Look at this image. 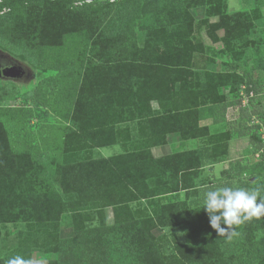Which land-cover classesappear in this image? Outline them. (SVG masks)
<instances>
[{"label": "rangeland", "instance_id": "374dc122", "mask_svg": "<svg viewBox=\"0 0 264 264\" xmlns=\"http://www.w3.org/2000/svg\"><path fill=\"white\" fill-rule=\"evenodd\" d=\"M6 1L0 0V17L12 9ZM121 1L66 0L73 8ZM173 1L128 0L125 7L122 5L126 22L120 34L95 38L88 45L71 36L70 46L57 49L50 56L51 63L29 61L15 48H5L0 37V50L29 66L32 75L17 81L0 78V108L10 109L0 112V121L12 146L8 150L14 155L7 168L0 169V264L15 255L31 259L33 264H51L62 258L74 241V226L80 223L71 212L60 211L65 196L54 201L48 193L54 185L62 194L60 170L69 164L61 153L67 128L76 127V134L82 130L80 136L86 140L90 135L106 141L158 138L159 129H163L158 119L163 107L157 98L163 89L167 99L197 104V113L190 118H199L201 136L190 140L179 133L168 134L166 143L160 144L161 151L154 148L157 145L151 147L153 156L194 151L204 166L186 173L189 186L227 181L240 187L253 182V175L264 182V0H194L187 7L185 26L176 20L179 9L170 13ZM180 1L184 8L186 3ZM144 57L146 62L138 64L141 68H134L131 62ZM134 78L143 86L136 94L131 87ZM248 87L254 89V97L252 103L245 97L244 106H251L250 112L254 108L253 114L234 105ZM212 100L220 102L211 104ZM223 105H227L225 111ZM126 109L140 120L133 124L127 121ZM214 118H219V123ZM258 144H262L259 149ZM121 152L116 143L74 153L80 163ZM213 156L225 157L215 172L213 166H206ZM34 198L38 213L19 220L6 216L14 210L17 199L27 202ZM154 201L152 206L146 199L140 202L151 209V215L161 205L186 203L195 207L203 203L192 188L157 196ZM136 203L129 206L136 208ZM105 211L107 222L112 224L114 207ZM97 221L84 224L91 226ZM152 231L155 236L174 231L179 242L185 238L174 227L158 226Z\"/></svg>", "mask_w": 264, "mask_h": 264}, {"label": "trees", "instance_id": "16d2710c", "mask_svg": "<svg viewBox=\"0 0 264 264\" xmlns=\"http://www.w3.org/2000/svg\"><path fill=\"white\" fill-rule=\"evenodd\" d=\"M184 2V8H181L183 6L180 0L170 2L171 15L177 9L180 10L176 20L182 26L186 25L187 7L193 5L194 0ZM5 3L12 9L0 17L3 46L8 49L15 48L14 50L36 64L45 61L51 63L50 56L64 47L71 36L75 40H84L88 45L95 38H111L117 33L120 34L126 22L123 10L128 0H122L117 5L105 3L94 7L85 4L80 8L71 7L66 0H8ZM174 5L175 8H172ZM97 29L99 32L96 33ZM67 45L70 46V43ZM163 55L166 60V50ZM146 60L144 57L131 63L134 68H141L138 64ZM161 61L158 60L157 63L161 64ZM134 79L131 87L136 94L143 86L141 80ZM245 89L247 95L254 91L249 87ZM161 91L157 100L163 107L162 116L158 118L161 121L159 127L163 125V129H159L161 132L158 138L106 141L94 140L90 135V140H86L80 136L82 130L76 134V127L70 125L67 128L62 139L61 153L69 164L60 170L59 185L62 194L54 185H50L48 193L53 196L54 201H62L65 196V203L61 204L60 211L71 212L75 221L80 224H75L74 241L64 250L62 258L51 264H262L264 216L234 226L236 235L229 232L220 236L210 226L209 215L202 209L203 203L195 207H188L186 203L174 204L172 209L173 206L161 205L157 213L154 210V214H150L151 209L147 205H154V198L160 195L177 193L180 190L189 191L192 188L200 194L203 201L207 190L222 186L232 187L227 181H209L200 186L187 185L186 173L204 166H201L199 158L192 150L161 157L153 156L151 147L165 144L168 134L179 133L184 139L201 136L199 118L197 115L195 120L190 118L197 113V104L167 99L168 93L164 89ZM64 96L62 94L61 98ZM253 97L249 99L251 103ZM242 99L240 96L234 105L247 113L249 107L243 105ZM218 102L220 101L212 100L211 104ZM205 103L207 101L202 104ZM226 108L227 105H223L224 111ZM3 110L10 111L8 108H0V112ZM253 113L254 108L250 114ZM214 121L219 122L220 119L214 118ZM148 122L153 124L154 120L150 119ZM9 143L4 125L0 121L1 170L14 158L8 150L12 147ZM116 143L122 147L119 154L80 163V159L76 160L75 151ZM261 145H256L257 149ZM212 152H216V148ZM223 159L224 156H213L210 164ZM251 180L254 181L246 182L240 187L254 189L264 185L254 175ZM142 199L147 200V205L140 203ZM132 201L139 202L136 203L138 207L131 208L129 203ZM109 206L114 207L112 224L106 218L105 210ZM12 207L14 210L6 214L12 220L28 219L31 213L37 211L35 198L27 202L17 199ZM89 220H98V223L86 226L84 222ZM158 226L176 228L184 235V241L179 242V235L174 231H165L155 236L152 230Z\"/></svg>", "mask_w": 264, "mask_h": 264}, {"label": "clouds", "instance_id": "9594fccd", "mask_svg": "<svg viewBox=\"0 0 264 264\" xmlns=\"http://www.w3.org/2000/svg\"><path fill=\"white\" fill-rule=\"evenodd\" d=\"M261 192H264V185L254 189L244 187L210 189L204 193L202 209L208 213L210 226L220 236L229 232L236 235L234 226L264 216V195H261ZM6 264H33V261L22 255H15L9 258Z\"/></svg>", "mask_w": 264, "mask_h": 264}, {"label": "flooded vegetation", "instance_id": "af4514ba", "mask_svg": "<svg viewBox=\"0 0 264 264\" xmlns=\"http://www.w3.org/2000/svg\"><path fill=\"white\" fill-rule=\"evenodd\" d=\"M18 63H22L19 60L13 58L11 55L6 53H0V78L2 79H8V80H26L31 78V71L29 68V75H27L26 71L23 72L22 70H19L16 65ZM24 64V63H23ZM26 65V64H24ZM27 66V65H26ZM29 67V66H27ZM6 73H14L17 74L16 77H6Z\"/></svg>", "mask_w": 264, "mask_h": 264}, {"label": "crops", "instance_id": "0c3cea01", "mask_svg": "<svg viewBox=\"0 0 264 264\" xmlns=\"http://www.w3.org/2000/svg\"><path fill=\"white\" fill-rule=\"evenodd\" d=\"M132 104H134V102H131ZM133 107V105H131ZM127 107V106H126ZM128 109H126V117H128L127 121H129L130 123H135V122H138V120H140L139 118H134L132 117L133 115L130 113V111H127ZM211 119V118H210ZM126 121V122H127ZM203 121V120H202ZM213 121V120H212ZM214 122V121H213ZM215 123H219V122H215ZM191 140V139H190ZM163 145H157L156 147L154 148H158V151H161V148H162ZM153 148V149H154ZM224 163L223 162H218V163H214V164H209V165H206L207 167H212L213 166V169H214V172L215 171H218L220 168L219 167H222L221 165H223ZM209 170L211 171V169L209 168Z\"/></svg>", "mask_w": 264, "mask_h": 264}, {"label": "water", "instance_id": "95a60500", "mask_svg": "<svg viewBox=\"0 0 264 264\" xmlns=\"http://www.w3.org/2000/svg\"><path fill=\"white\" fill-rule=\"evenodd\" d=\"M0 53H6V54H8L7 52H4V51H2V50H0ZM17 66V68L19 69V70H22L23 72H25L26 71V73H27V75H29V67H27L26 65H24L23 63H18V65H16ZM6 77H16L17 76V74H14V73H6V75H5Z\"/></svg>", "mask_w": 264, "mask_h": 264}, {"label": "built area", "instance_id": "2783aa9c", "mask_svg": "<svg viewBox=\"0 0 264 264\" xmlns=\"http://www.w3.org/2000/svg\"><path fill=\"white\" fill-rule=\"evenodd\" d=\"M241 95L243 98L242 99L243 105H247V104H244V98L247 97V99H250V97L254 96V91L252 90L249 95H247L245 91H242ZM248 107H251V106H248ZM250 109H252V108H250Z\"/></svg>", "mask_w": 264, "mask_h": 264}]
</instances>
